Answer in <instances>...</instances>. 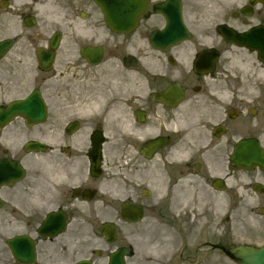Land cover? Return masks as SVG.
<instances>
[{"label": "flooded vegetation", "instance_id": "flooded-vegetation-1", "mask_svg": "<svg viewBox=\"0 0 264 264\" xmlns=\"http://www.w3.org/2000/svg\"><path fill=\"white\" fill-rule=\"evenodd\" d=\"M241 140L264 152V0H148L129 33L94 0H0V264H151L157 224L168 263L215 203L264 229Z\"/></svg>", "mask_w": 264, "mask_h": 264}, {"label": "rangeland", "instance_id": "rangeland-1", "mask_svg": "<svg viewBox=\"0 0 264 264\" xmlns=\"http://www.w3.org/2000/svg\"><path fill=\"white\" fill-rule=\"evenodd\" d=\"M200 210L203 207V204H199ZM217 207H222L223 204L216 203ZM232 213L230 217L231 221V234L230 239H228L229 244H236L239 242H248L254 244L264 243V232H261L256 224V221L253 218L249 217L245 206L242 203H232ZM150 220L147 218L145 221ZM144 221V223H145ZM218 218H215L214 226L210 230L201 231L197 237L200 238L202 242L205 238H223L221 232H225L226 229H223L218 223ZM264 231V230H263ZM150 245L152 248V262L151 264H164L163 257L161 256L162 252L166 249L167 246L163 239V233L160 228V225L157 224L151 231ZM191 247V246H189ZM207 247L205 245H199L197 253L195 254L194 260L191 261V264H237L233 260H230L226 256L219 254L217 250L209 253V257H205ZM175 261V259H174ZM174 261L168 262V264H174ZM180 264H186L181 262Z\"/></svg>", "mask_w": 264, "mask_h": 264}, {"label": "water", "instance_id": "water-1", "mask_svg": "<svg viewBox=\"0 0 264 264\" xmlns=\"http://www.w3.org/2000/svg\"><path fill=\"white\" fill-rule=\"evenodd\" d=\"M108 3L107 18L114 21L112 27L119 31H128L136 25L138 17L145 10L146 0H104ZM106 6V5H105ZM108 8V9H107ZM260 158V159H258ZM259 160L264 161V156L243 155L237 151L232 156V161L237 166L256 164ZM234 260L241 264H264V245L259 248L238 245L230 249Z\"/></svg>", "mask_w": 264, "mask_h": 264}]
</instances>
